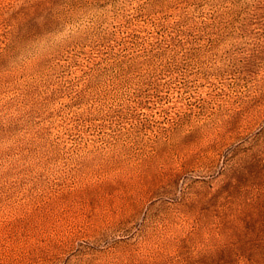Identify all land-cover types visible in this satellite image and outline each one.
I'll return each mask as SVG.
<instances>
[{"label":"rangeland","instance_id":"obj_1","mask_svg":"<svg viewBox=\"0 0 264 264\" xmlns=\"http://www.w3.org/2000/svg\"><path fill=\"white\" fill-rule=\"evenodd\" d=\"M72 3L0 0V264H264V0Z\"/></svg>","mask_w":264,"mask_h":264},{"label":"snow or ice","instance_id":"obj_2","mask_svg":"<svg viewBox=\"0 0 264 264\" xmlns=\"http://www.w3.org/2000/svg\"><path fill=\"white\" fill-rule=\"evenodd\" d=\"M72 6H76V5H75V0H73Z\"/></svg>","mask_w":264,"mask_h":264},{"label":"bare ground","instance_id":"obj_3","mask_svg":"<svg viewBox=\"0 0 264 264\" xmlns=\"http://www.w3.org/2000/svg\"><path fill=\"white\" fill-rule=\"evenodd\" d=\"M220 243V242H219ZM198 251V250H197Z\"/></svg>","mask_w":264,"mask_h":264}]
</instances>
